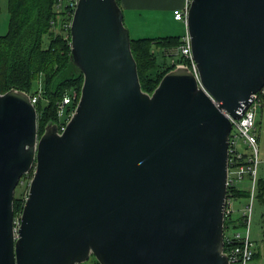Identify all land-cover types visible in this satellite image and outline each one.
<instances>
[{"label": "water", "instance_id": "water-1", "mask_svg": "<svg viewBox=\"0 0 264 264\" xmlns=\"http://www.w3.org/2000/svg\"><path fill=\"white\" fill-rule=\"evenodd\" d=\"M186 24L197 72L180 63L150 93L120 2L79 0L66 128L40 134L30 93L0 92V264H230L227 113L264 88V0H191Z\"/></svg>", "mask_w": 264, "mask_h": 264}, {"label": "trees", "instance_id": "trees-1", "mask_svg": "<svg viewBox=\"0 0 264 264\" xmlns=\"http://www.w3.org/2000/svg\"><path fill=\"white\" fill-rule=\"evenodd\" d=\"M55 3L56 0H9V28L6 34H0V92L15 87L33 93L35 80L42 79L43 95L37 103L41 112L40 134L47 123H59L58 103L71 90L76 89L80 95L84 79L81 70L71 61V37L52 25ZM181 42L182 35L132 38L145 91L153 92L163 76L176 65L184 63L192 67L189 59L170 51ZM159 53L174 56L173 61H161ZM43 98L48 99L47 106H43ZM29 174L33 176V172ZM229 192L233 196L249 195L248 190L237 187H231ZM258 197L264 202V178L259 180ZM24 201L15 198V215H21Z\"/></svg>", "mask_w": 264, "mask_h": 264}, {"label": "built area", "instance_id": "built-area-1", "mask_svg": "<svg viewBox=\"0 0 264 264\" xmlns=\"http://www.w3.org/2000/svg\"><path fill=\"white\" fill-rule=\"evenodd\" d=\"M79 0H56L54 7V17L52 25L54 29L64 31L67 37H71V26L75 9ZM191 0H186L183 7L175 9L174 16L176 20L187 22L188 11ZM176 54L189 59L192 68L197 72L195 61L192 54L191 37L187 33L182 36L181 44L176 47ZM264 88L252 97V102L242 118L236 119L227 113L232 120L233 127L230 134V155H229V191L231 187L245 189L249 191V199L245 207L241 210V216L238 219L233 218V200L237 196H233L228 191L226 205V224L225 220V251L228 254L230 264H248L255 256V244L251 239V225L253 221V213L255 200L259 191V165L261 162L259 136L256 130V114L259 106L262 104V96ZM43 85L42 79L38 80V90L30 93L31 100L38 109L37 103L42 99ZM80 95L76 89L66 92L62 100L58 103L59 129L63 131L71 118ZM38 110V118H40ZM242 138L246 146L251 150L248 154L239 148V139ZM245 177L248 178L250 185L241 188L240 183ZM243 225L246 228L245 233L234 232L227 233L230 226L238 227ZM228 241V245L226 242Z\"/></svg>", "mask_w": 264, "mask_h": 264}, {"label": "rangeland", "instance_id": "rangeland-1", "mask_svg": "<svg viewBox=\"0 0 264 264\" xmlns=\"http://www.w3.org/2000/svg\"><path fill=\"white\" fill-rule=\"evenodd\" d=\"M1 5V11H0V34H6L8 31V25L10 20V9H9V0H0ZM127 27L130 30V34L132 38H138V37H159V36H165L160 35L156 29H154L152 26H134L131 21H125ZM177 25H184L187 31V24L184 23V21H177ZM178 27V26H177ZM183 32V31H182ZM67 36V35H66ZM170 51L173 53L176 52V48H172ZM159 59L161 61L166 60V62L171 63L173 61V57L171 55L163 56L162 53H159ZM41 78V77H40ZM36 79L33 87L32 92H36L38 90V80ZM262 96V104L259 106L256 114V130L257 134L259 136V147H260V157L261 162L259 165V177L264 178V94H261ZM49 103L47 98H43L42 104L43 106H47ZM239 148L246 153H250L251 150L246 146L243 139H239ZM31 174L24 175L21 178V182L18 184L16 188L15 198H21L25 199L29 190V185L31 181ZM250 182L247 177L243 180L242 183H240L241 188L249 187ZM249 199L248 195L243 196H237L233 200V218L238 219L241 216V210L245 205L247 204ZM15 221L16 226L19 224V217L20 215H15ZM246 228L243 225H239L238 227L230 226L227 229V233H234V232H241L245 233ZM251 239L255 244V250L256 254L254 258L248 263V264H264V202L257 196L255 200V206H254V213H253V221L251 225ZM89 264H96L95 261H93V258H91L89 261Z\"/></svg>", "mask_w": 264, "mask_h": 264}, {"label": "crops", "instance_id": "crops-1", "mask_svg": "<svg viewBox=\"0 0 264 264\" xmlns=\"http://www.w3.org/2000/svg\"><path fill=\"white\" fill-rule=\"evenodd\" d=\"M120 2L124 9L125 21H131L134 26H152L160 35L165 36H184L187 33L184 25L176 24L179 20L174 16L175 9L183 7L186 0H120Z\"/></svg>", "mask_w": 264, "mask_h": 264}]
</instances>
